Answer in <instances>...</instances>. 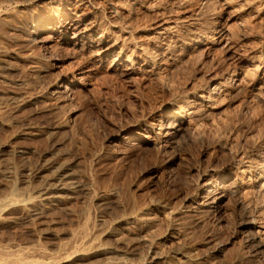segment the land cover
Here are the masks:
<instances>
[{
    "label": "bare ground",
    "instance_id": "bare-ground-1",
    "mask_svg": "<svg viewBox=\"0 0 264 264\" xmlns=\"http://www.w3.org/2000/svg\"><path fill=\"white\" fill-rule=\"evenodd\" d=\"M79 12L82 14L78 15ZM6 32L12 35L8 33L5 38ZM0 36L23 50L27 60H47L46 66H41L43 72L55 66L49 62L53 60L52 56L47 57V52L40 50V39L46 36L72 46L79 59L89 62V68L94 72H99L101 66L109 62V70L119 77L154 80L170 100L158 107L148 122L130 128L122 140L137 139L139 131L147 134L143 140H148L158 154L171 147L177 150V137L193 142L208 141L228 154V161L222 169L201 167L202 170H196L197 181L193 190L183 198L179 215L191 219L189 226L199 227L202 222L198 216L217 215L229 203L234 216L232 234L240 237L247 251L246 254H236L235 260L264 264V0H2ZM111 56L112 60L108 61ZM9 59L11 54L0 51L1 78L2 73L9 70ZM76 80L75 77L72 81L67 77L57 79L46 95L53 97L75 92ZM2 93L7 101L19 103L18 106L32 100L13 90ZM255 102L263 110L257 111ZM247 114L259 118L256 124L252 123L246 131L240 132L238 116ZM37 160L34 168H26L24 178L27 183L35 179L43 181L32 193L36 197L23 202L24 208L34 207V199L69 198L81 188L65 161L47 162L42 157ZM47 172L49 175H45ZM18 195L21 194L13 191L7 200L9 204H20L22 201ZM38 215L33 212V216ZM148 215H133L116 223V227H126L130 242L146 249L138 264H158L164 256L161 255L160 242L168 239L178 227L177 215L165 213L163 217L168 222L169 232L159 239L156 237L158 241H155L149 235L153 221ZM213 241L210 235L203 241L212 250L209 255L222 254L225 244L216 245ZM98 242H101L100 238ZM122 244V239H118L114 248L108 245L109 248L101 249L102 243L99 245L101 250L97 249L99 246L94 250L105 256L118 252L125 255L127 252L119 249ZM21 250L0 251V264L56 263L54 257L46 261ZM86 251L81 249L82 253ZM182 253L179 256H191Z\"/></svg>",
    "mask_w": 264,
    "mask_h": 264
},
{
    "label": "rangeland",
    "instance_id": "rangeland-1",
    "mask_svg": "<svg viewBox=\"0 0 264 264\" xmlns=\"http://www.w3.org/2000/svg\"><path fill=\"white\" fill-rule=\"evenodd\" d=\"M8 33L4 34L5 38L12 35ZM4 37L0 36L3 41L0 42V51L11 54V59L7 61L9 70L0 77V251L7 253L23 249L22 253L34 255V258L48 261L54 257L55 264H138L146 249L130 242L126 227H116V223L133 215L149 214L153 221L149 235L158 241L170 228L163 216L172 212L177 215L178 227L168 239L160 242L161 255L164 256L158 264H257L235 260L236 254H246L247 251L240 237L232 234L234 216L229 203L217 215L198 216L201 227L189 226L191 219L179 215L183 198L193 190L197 181L196 170L201 167L222 169L228 161V154L208 141L193 142L183 137L176 139L177 150L171 147L172 150L168 148L158 154L148 140H143L147 134L139 131L137 139L122 140L130 128L148 122L156 109L170 100L154 80L119 77L108 68L112 56L99 72H94L89 68V62L79 59L72 46L46 36L40 39V50L47 52V57L52 56L53 60L49 62L55 66L48 73L43 72L40 70L46 66L47 60H27L25 52L5 41ZM65 77L71 81L73 77L77 79V94L67 92L61 96H47L48 88L55 85L57 79ZM5 90H13L32 100L18 106L19 103L4 98L6 95L2 92ZM254 105L257 111L263 110L259 103ZM255 114L238 116L240 132L246 131L252 123L256 124L259 117ZM55 125L59 126L52 131ZM39 157L47 162L65 161L81 188L69 198L34 199L35 208H24L23 202L34 198L36 194L32 193L43 181L35 179L27 183L24 178L26 168H34ZM11 189L21 194L18 195L22 198H19L20 204L7 201L13 192ZM35 211L39 213L37 217L33 216ZM209 235L214 244H225L222 254L209 255L212 250L203 242ZM118 239H122L123 244L118 248L127 252L125 255L118 252L105 256L98 252L105 247H116ZM96 247L98 251L94 250ZM81 249L87 251L82 253ZM182 252L191 256H179Z\"/></svg>",
    "mask_w": 264,
    "mask_h": 264
}]
</instances>
